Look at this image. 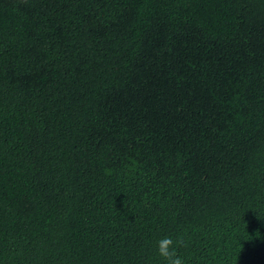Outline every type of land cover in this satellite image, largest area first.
Wrapping results in <instances>:
<instances>
[{
    "label": "trees",
    "instance_id": "1",
    "mask_svg": "<svg viewBox=\"0 0 264 264\" xmlns=\"http://www.w3.org/2000/svg\"><path fill=\"white\" fill-rule=\"evenodd\" d=\"M264 264V0H0V264Z\"/></svg>",
    "mask_w": 264,
    "mask_h": 264
},
{
    "label": "clouds",
    "instance_id": "2",
    "mask_svg": "<svg viewBox=\"0 0 264 264\" xmlns=\"http://www.w3.org/2000/svg\"><path fill=\"white\" fill-rule=\"evenodd\" d=\"M182 237L175 240L166 236L157 241V255L164 261V264H183L182 259L177 255V247L184 245Z\"/></svg>",
    "mask_w": 264,
    "mask_h": 264
}]
</instances>
